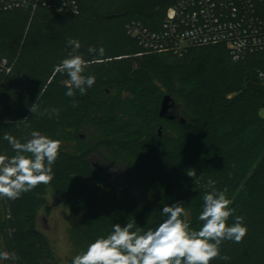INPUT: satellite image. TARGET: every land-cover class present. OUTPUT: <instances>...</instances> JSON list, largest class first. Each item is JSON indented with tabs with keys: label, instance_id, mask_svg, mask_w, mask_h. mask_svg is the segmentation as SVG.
Returning <instances> with one entry per match:
<instances>
[{
	"label": "trees",
	"instance_id": "16d2710c",
	"mask_svg": "<svg viewBox=\"0 0 264 264\" xmlns=\"http://www.w3.org/2000/svg\"><path fill=\"white\" fill-rule=\"evenodd\" d=\"M78 1V15L48 8L0 14V56L12 63L10 72H0V153L15 154L5 134L25 142L39 131L62 141L50 184L0 199V251L16 256L6 261L60 264L36 224L49 194L73 212L85 211V223L70 231L81 253L114 223L135 220L142 232L154 230L166 219L162 207L178 201L198 230L211 179L217 190L227 189L248 233L240 243L223 241L210 264H264V252L252 253L264 251V79L258 72L264 51L238 61L224 43L191 46L181 55L149 52L127 24L140 21L158 32L178 0ZM69 39L80 41L78 54L91 62L85 75L96 77L83 96L67 97V74L54 72L72 51ZM90 46H102L104 57L90 54ZM167 94L174 119L160 115ZM107 166L119 170L125 185L112 182Z\"/></svg>",
	"mask_w": 264,
	"mask_h": 264
},
{
	"label": "clouds",
	"instance_id": "9594fccd",
	"mask_svg": "<svg viewBox=\"0 0 264 264\" xmlns=\"http://www.w3.org/2000/svg\"><path fill=\"white\" fill-rule=\"evenodd\" d=\"M72 11L79 14L77 8ZM67 43L72 51L54 66V72L67 74V97H75L77 91L83 96L95 84L96 77L85 75L91 62L78 54L80 41L69 39ZM88 52L99 57L105 55L102 46L98 49L90 46ZM73 106H76L75 101ZM29 110L36 113L38 105L33 103ZM3 140L15 154L0 153V199L16 200L39 185L51 183L53 165L60 154L62 141L39 131H32L25 142L10 134H5ZM186 174L198 183L195 169H188ZM207 184L210 190L202 196L198 219L203 223L198 230L193 229L185 218L187 213L183 202L166 204L161 209L166 219L154 230L142 232L136 227L135 220L127 221L123 226L114 223L107 236L89 243L85 251L72 258L71 264H210L219 257L223 241L242 242L248 228L244 217L235 215L236 210L231 207L233 201L226 195L227 189L217 190L211 179ZM230 217H234L231 225L227 223ZM15 258V253L0 251V260Z\"/></svg>",
	"mask_w": 264,
	"mask_h": 264
},
{
	"label": "built area",
	"instance_id": "2783aa9c",
	"mask_svg": "<svg viewBox=\"0 0 264 264\" xmlns=\"http://www.w3.org/2000/svg\"><path fill=\"white\" fill-rule=\"evenodd\" d=\"M20 8L72 14L77 8L80 12L78 0H0V14ZM127 29L149 52L181 55L191 46L224 43L238 61L264 51V0H178L168 8L160 31H151L135 20ZM11 69L12 63L0 56V72ZM258 72L264 79V67Z\"/></svg>",
	"mask_w": 264,
	"mask_h": 264
},
{
	"label": "rangeland",
	"instance_id": "374dc122",
	"mask_svg": "<svg viewBox=\"0 0 264 264\" xmlns=\"http://www.w3.org/2000/svg\"><path fill=\"white\" fill-rule=\"evenodd\" d=\"M110 178L115 184H124V178L116 168L107 166ZM47 205L43 207L37 218V228L49 239L60 264H71L72 258L79 254L71 239L72 228L81 226L86 221L85 211L73 212L69 204L58 196L49 194ZM263 253V250H253L252 253ZM0 264H11L0 260Z\"/></svg>",
	"mask_w": 264,
	"mask_h": 264
},
{
	"label": "water",
	"instance_id": "95a60500",
	"mask_svg": "<svg viewBox=\"0 0 264 264\" xmlns=\"http://www.w3.org/2000/svg\"><path fill=\"white\" fill-rule=\"evenodd\" d=\"M174 105V99L171 95L167 94L163 98L160 115L165 118L174 119L175 115L171 112V108Z\"/></svg>",
	"mask_w": 264,
	"mask_h": 264
}]
</instances>
